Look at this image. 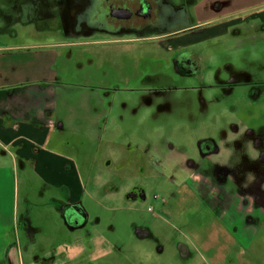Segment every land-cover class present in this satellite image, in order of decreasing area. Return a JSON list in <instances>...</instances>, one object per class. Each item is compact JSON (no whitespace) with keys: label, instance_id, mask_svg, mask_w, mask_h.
<instances>
[{"label":"rangeland","instance_id":"374dc122","mask_svg":"<svg viewBox=\"0 0 264 264\" xmlns=\"http://www.w3.org/2000/svg\"><path fill=\"white\" fill-rule=\"evenodd\" d=\"M31 1L0 0V45L64 43L59 78L106 92L109 109L118 105L124 113L118 135H108L113 144L103 147L106 156L93 150L84 183L98 204L93 209H100L99 228L114 247L96 264H264V216L261 228L253 225L256 242L235 254V230L225 226L232 214L202 208L187 181L192 168L231 194L247 183L246 171L264 185V27L239 15L225 34L199 44L204 60L198 78L177 79L170 64L152 62L167 45L156 31L69 36L72 9L63 0ZM28 5L35 11L26 15ZM221 15L223 10L214 17ZM31 18L37 23H19ZM205 141L219 151L201 155L198 146ZM249 142L255 150L244 147ZM118 163L124 172L115 179ZM217 169L233 180H217Z\"/></svg>","mask_w":264,"mask_h":264},{"label":"crops","instance_id":"0c3cea01","mask_svg":"<svg viewBox=\"0 0 264 264\" xmlns=\"http://www.w3.org/2000/svg\"><path fill=\"white\" fill-rule=\"evenodd\" d=\"M202 3L197 22L203 30L167 45H193L223 35L241 14L245 21L264 27V0ZM211 3L215 14L224 11L213 22L206 12ZM31 21L37 23L33 18L19 23L24 26ZM97 32L79 37H93ZM67 34L74 36L71 31ZM61 46L66 45L10 41L0 45V264H96L114 251L99 228L100 209H93L98 204L84 183L91 177L93 150L102 152L113 144L108 135H118L124 113L118 105L109 109L106 92H92L87 85L59 78L64 72L59 68L66 62L58 51ZM126 116L132 124L134 111ZM118 167L111 173L115 179L123 177V163ZM187 177L192 196L202 208L232 214L225 220L226 228L235 230L232 249L235 254L245 253L256 242L253 225L262 226L263 205L251 210L250 202L243 205L242 197L226 191L219 193V199L217 187L192 168ZM134 196H130L133 202Z\"/></svg>","mask_w":264,"mask_h":264},{"label":"flooded vegetation","instance_id":"af4514ba","mask_svg":"<svg viewBox=\"0 0 264 264\" xmlns=\"http://www.w3.org/2000/svg\"><path fill=\"white\" fill-rule=\"evenodd\" d=\"M33 6H38V0H32ZM31 1V2H32ZM60 1V0H57ZM203 0H63L67 8L72 9L66 15L69 30L75 37L79 35H89L90 32L103 31L109 34L122 35L128 32L139 33L149 30L156 31L159 38L166 40V43H174V39L184 35H196L203 30V25L199 24L198 16H201ZM190 2V3H189ZM189 3V4H188ZM206 12L211 14L210 21H214L216 8L213 3L207 5ZM73 7V8H71ZM37 8V7H36ZM25 13L34 12L31 6H25ZM70 11V10H69ZM27 12V13H26ZM32 19V18H31ZM209 22V26H212ZM208 24V23H207ZM208 26V27H209ZM194 36H192L193 38ZM200 43L193 45H166L159 47V56L153 59L154 64H170L172 73L177 79H189L193 76L197 79L200 67L203 65V53L199 50ZM168 59V60H163ZM162 61V62H161ZM144 80H147L146 78ZM252 132V131H251ZM256 139L259 140V137ZM257 141V140H256ZM234 144V143H233ZM263 149L259 141L256 143ZM244 147H250L253 151L251 142L245 143ZM233 149V147H232ZM201 155L217 153L219 150L210 142H203L198 146ZM256 153V154H255ZM254 151L253 155H257ZM261 153V152H260ZM259 157L260 154L258 153ZM198 173L202 174L200 171ZM217 180L229 181L225 169H217L214 175ZM257 175L245 172L243 178L245 182L243 188L227 191L226 187L217 186V195L221 191L230 196L242 197V204L248 205L250 202L251 210L259 209L264 203V185H260L256 180ZM207 177V176H206ZM221 181V182H222ZM222 182V183H223ZM260 185V188H258ZM250 190L255 194L248 193ZM220 199V195H219ZM251 200V201H250Z\"/></svg>","mask_w":264,"mask_h":264}]
</instances>
